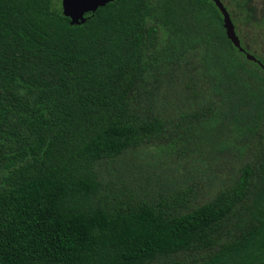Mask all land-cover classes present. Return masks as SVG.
<instances>
[{
	"label": "trees",
	"instance_id": "obj_1",
	"mask_svg": "<svg viewBox=\"0 0 264 264\" xmlns=\"http://www.w3.org/2000/svg\"><path fill=\"white\" fill-rule=\"evenodd\" d=\"M222 1L263 65L213 0H0V264H264V0Z\"/></svg>",
	"mask_w": 264,
	"mask_h": 264
},
{
	"label": "rangeland",
	"instance_id": "obj_2",
	"mask_svg": "<svg viewBox=\"0 0 264 264\" xmlns=\"http://www.w3.org/2000/svg\"><path fill=\"white\" fill-rule=\"evenodd\" d=\"M257 6H261L262 0H255ZM260 32H254L250 30L249 37L245 42L251 47L253 51L258 52L259 54L264 53V40L260 37L257 39L254 37ZM136 164L141 166L143 170L150 171L154 173V170L163 171L166 176V181H176V183H181L186 181L185 178L191 177L195 174L192 170L190 164L184 163V161L179 160L171 153L164 154L160 148L156 145H149L138 150L136 156ZM213 184L211 190H215L223 181V178L212 177Z\"/></svg>",
	"mask_w": 264,
	"mask_h": 264
},
{
	"label": "water",
	"instance_id": "obj_3",
	"mask_svg": "<svg viewBox=\"0 0 264 264\" xmlns=\"http://www.w3.org/2000/svg\"><path fill=\"white\" fill-rule=\"evenodd\" d=\"M114 0H61L63 14L70 18L71 24L84 23L87 20L88 13H95L101 6ZM223 15L224 27L228 38L234 46L243 52L248 60L255 61L261 65L262 62L253 53L246 50L242 45L241 38L236 30L235 23L230 11L222 0H213Z\"/></svg>",
	"mask_w": 264,
	"mask_h": 264
}]
</instances>
